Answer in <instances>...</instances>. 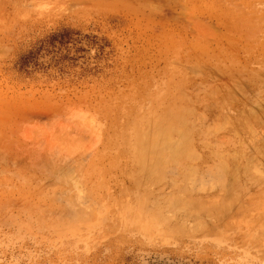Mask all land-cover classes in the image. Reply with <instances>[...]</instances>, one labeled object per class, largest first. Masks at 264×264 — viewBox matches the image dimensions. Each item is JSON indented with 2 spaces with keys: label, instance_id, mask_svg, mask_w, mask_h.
<instances>
[{
  "label": "rangeland",
  "instance_id": "374dc122",
  "mask_svg": "<svg viewBox=\"0 0 264 264\" xmlns=\"http://www.w3.org/2000/svg\"><path fill=\"white\" fill-rule=\"evenodd\" d=\"M0 264H65L61 0H0Z\"/></svg>",
  "mask_w": 264,
  "mask_h": 264
}]
</instances>
